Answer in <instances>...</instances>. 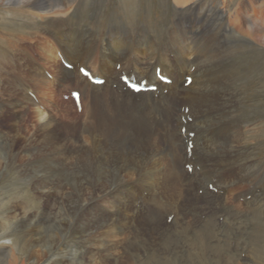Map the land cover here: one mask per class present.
<instances>
[{
    "label": "bare ground",
    "instance_id": "obj_1",
    "mask_svg": "<svg viewBox=\"0 0 264 264\" xmlns=\"http://www.w3.org/2000/svg\"><path fill=\"white\" fill-rule=\"evenodd\" d=\"M77 1L0 0V10L9 13V20L22 19L9 22L20 28L4 41L17 53L10 64L34 85L9 103L33 110V132L23 128V134L24 123L14 124L16 139L12 138L16 144L21 141L29 174L37 178L43 197L61 199L70 208L72 198L63 193V179L72 174L82 177L76 237L96 231L102 241L122 245L138 238L139 226L153 235L188 228L212 211L220 210L236 222L241 215L248 216L247 210H262L263 191L258 193V186L264 183V165L240 158L249 141L246 134L263 132L264 112L256 114L262 118L255 120L261 121L259 126L254 121L255 127L242 131V96L235 78L246 50L252 59H264V0H179L159 37L138 22L134 28L111 24L104 32L77 28L73 22ZM30 16L42 19L46 28L36 31L31 21L32 26L25 23ZM60 55L73 69L63 65ZM80 66L105 78V83H91ZM156 67L172 79L171 84L158 80ZM123 73L149 79L158 85V94L132 92L121 81ZM186 76L193 77L189 86L184 85ZM69 88L80 90L83 110L73 117L68 111L60 116L59 95ZM10 115L19 123L25 118L19 110ZM183 116L192 121L185 123ZM190 132H195L191 154L186 142ZM185 164L192 166L191 172ZM245 189H253V194L247 197ZM241 191L244 195L239 197ZM72 209L75 204L71 213ZM30 212L21 216L23 227L33 218ZM46 219L52 222L51 214ZM42 221L36 218L39 230L32 237L36 253L53 245L45 240Z\"/></svg>",
    "mask_w": 264,
    "mask_h": 264
},
{
    "label": "rangeland",
    "instance_id": "obj_2",
    "mask_svg": "<svg viewBox=\"0 0 264 264\" xmlns=\"http://www.w3.org/2000/svg\"><path fill=\"white\" fill-rule=\"evenodd\" d=\"M173 4V0H78L75 3L78 16L73 22L77 28L85 26L97 32L106 31L111 24H124L134 28L138 22L137 25H145L153 35L159 37L158 34L163 33L166 28L164 25L167 26L172 20ZM31 19L29 22L26 20L25 23L30 26L34 24L36 31L46 28L42 19L34 17ZM21 20H9V13L0 10V110L3 109L0 114V264H264V183L262 182L258 186L260 188L258 193L263 191L262 201L259 203L262 204V210H247L248 216L241 215L240 220L236 222L219 210L199 216L200 221L193 225L191 223L192 226L188 228L164 229L152 235L148 230L143 233V229L139 226L138 238L122 245L102 241L96 231L86 234L83 238H79L81 233L76 237L74 223L81 215L78 201L84 182L82 177L79 174H72L64 179L61 178L65 187L63 190L65 197L72 198L70 208L66 202L62 203L61 199L57 200L47 195L43 197L40 194L41 190L38 189L37 178L29 174L27 157L21 152V141L16 144L17 142L13 140L16 139L14 135L16 132L12 125L24 123L21 128H29L27 132H33L36 122L33 110L29 106L25 109L21 108L22 106H9L13 99H19L22 93L29 91V87L34 88L28 76L11 65L17 53L9 47V42H4L5 38H10L20 31L19 27L11 26L9 22L17 23ZM243 54L241 57L242 60L244 59L243 67L235 79L239 94L242 96L239 101V114L241 113L242 116L244 132V128L248 130L256 124L259 126L261 121L255 120L262 118L256 114L259 111L264 112V59L262 61L254 57L252 59L249 50ZM10 55L12 58L8 61ZM6 60L7 66L4 65ZM25 71L27 72L26 69ZM260 71L262 74L259 76ZM25 88L26 90H23ZM64 95H70V88L60 92L58 102L60 116L68 111L73 117L76 113L74 101L72 102L71 98L65 99ZM4 110L10 113L19 110L25 118L21 123L15 119L19 123L17 124L10 113L7 114ZM21 132L24 134L25 130ZM253 133L251 131L246 134L245 141L248 138L249 141L246 143L247 147L244 149L246 151L243 157L241 156L240 162L254 159L258 164L264 165V134H261L264 133V128L263 132ZM186 165L189 164L184 166L188 170ZM199 169L202 167L199 166ZM193 182L200 184L197 179ZM205 182L208 183V180ZM54 185L55 183L51 182V186ZM53 189L58 190L57 187ZM245 192L249 193L247 197H250L253 189H245ZM237 194L241 197L244 191ZM234 198L231 197V200H237ZM74 204L75 209H72L71 213L70 209ZM25 211H31L33 218L26 227H23L21 216ZM148 211L146 207L144 213L147 216H149ZM49 214L52 216V222L50 220L46 222V216ZM39 217L43 218L41 231L45 240L53 245L48 246L52 247L51 251L48 247L38 248L39 251L36 253L32 237L33 233L39 230L36 224V218ZM189 220L187 218L185 221ZM82 227L80 223L79 232ZM4 239H11L13 243L10 246L4 245ZM41 243L43 244V241ZM45 249L47 254H43Z\"/></svg>",
    "mask_w": 264,
    "mask_h": 264
},
{
    "label": "snow or ice",
    "instance_id": "obj_3",
    "mask_svg": "<svg viewBox=\"0 0 264 264\" xmlns=\"http://www.w3.org/2000/svg\"><path fill=\"white\" fill-rule=\"evenodd\" d=\"M173 2H174V3H179V0H173ZM242 2H243V0H242ZM250 7H251L250 4L245 3V8H249V9H250ZM81 71L85 74V76H88V75H89V73H88L86 70L81 69ZM124 79H125V81L128 80L127 77H124ZM188 82L191 83V80L189 79ZM132 87H133V89L139 90V89H137V86H136L135 84H133ZM73 95H75V96L78 97L79 94H78V93H74ZM189 170H191V169H189ZM170 219H171V218H170ZM12 243H13V241H12L11 239H4V240H3V244H4V245L10 246Z\"/></svg>",
    "mask_w": 264,
    "mask_h": 264
}]
</instances>
